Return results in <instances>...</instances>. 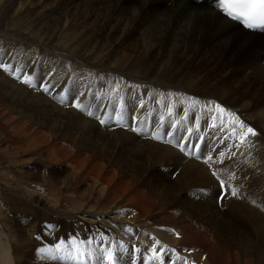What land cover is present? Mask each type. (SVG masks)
Returning <instances> with one entry per match:
<instances>
[{"label": "bare ground", "instance_id": "6f19581e", "mask_svg": "<svg viewBox=\"0 0 264 264\" xmlns=\"http://www.w3.org/2000/svg\"><path fill=\"white\" fill-rule=\"evenodd\" d=\"M3 3L31 7L30 18L27 17L30 24L53 21V15L59 19V12L65 10L68 16L78 18V27L86 29L92 25L100 28L102 37L114 38L126 52L121 54L123 59L120 55L92 56L93 59L83 55L81 60L87 65L93 62L91 68L104 71L98 73H106L107 80L119 79V87L128 93L124 92L126 102L130 101L126 108L132 109L124 110L120 116L119 110L95 112L93 108L91 116H84L71 107L53 105L40 93L34 95L0 73V98L26 115L22 119H32L43 129L38 126L39 131L33 130L25 121L7 118L23 133L39 138L38 142L53 140L48 149L69 157L64 171L69 170L77 179L65 191L49 177L43 178L41 168L48 170L45 165L32 163L27 170L29 176L17 177L8 184L5 181V185L10 193L38 208L34 212L40 213L35 214V219L43 212L58 217L57 226L51 227L67 230L65 237L73 238L72 249L76 236L84 233L93 244L80 250L75 246L73 257H67L69 253L61 255L64 249L60 248H53L54 258L48 254L37 256L27 249L36 243L21 230L34 224L33 216L25 218V223L20 217L21 229L17 225L9 229L0 220V264H264V137L240 154V162L223 165L220 144L213 131L205 124L188 121L190 116L202 119L204 112L220 104L246 126L255 131L261 127L264 136V29L248 30L231 20L217 7L218 0ZM60 45L72 50L65 42L60 41ZM110 57L117 63L114 69L110 67ZM185 62L190 64L185 67ZM145 66L144 71H136ZM207 77L211 80L203 79ZM148 95L155 97L166 115L157 122L156 110L143 114L140 110L148 108L131 101L136 97L139 103ZM62 99L68 100L67 95L63 94ZM88 110L83 107L82 112ZM134 111L142 114H132ZM118 115L124 119H112L119 118ZM179 125L185 127L183 131ZM223 127L220 122V130ZM134 128L139 131H133ZM46 131L51 134L48 136ZM239 132L238 127L237 136ZM198 136L204 139L199 142ZM214 165L220 166V170ZM60 169H53L51 175L56 178L62 172ZM144 173L155 175L156 183L151 188H140L149 177L139 182L145 178ZM221 181L225 186H221ZM251 181L252 199L257 203L237 201ZM80 183L81 190H76ZM3 189L0 186V194ZM259 205L262 209L255 207ZM123 227L129 230L124 231ZM171 228L178 232L175 239ZM64 233L48 230L44 235L58 245V235ZM155 241H171L172 246L167 247L169 254L161 253L162 245ZM153 248L158 253L155 257ZM106 250H112L113 261L107 260ZM28 257L33 263L27 261Z\"/></svg>", "mask_w": 264, "mask_h": 264}, {"label": "rangeland", "instance_id": "374dc122", "mask_svg": "<svg viewBox=\"0 0 264 264\" xmlns=\"http://www.w3.org/2000/svg\"><path fill=\"white\" fill-rule=\"evenodd\" d=\"M30 10H31V7H27V6L26 7L25 6L13 7L12 4L6 5L5 3H3V0H0V64H6L9 66L8 71L0 69V73H2L5 77H9L15 80L18 85H20L21 87H24L32 94L38 95L40 93L39 96L40 95L43 96V99L47 98L49 102H51L53 105L66 107V108L71 107L77 111H80L84 116L88 112L83 113L81 109H77L73 107L72 105L75 103H79L82 106V109L83 107L84 108L88 107L89 109L88 111H90L91 113L93 112V108L95 112L108 111V109L111 108L112 111L119 110L117 114H120V116H123L124 110L130 109V108H126L127 106L126 103H130V101L126 102L127 98L124 95L128 93L125 91L126 89L119 87L120 80L119 79H115V81L113 79L107 80L106 79L107 74L106 73L101 74L104 71L102 72L100 71V69L96 70L94 68H91L92 66H94L93 62H89V63L87 62L88 63L87 65L85 60H81L84 56L86 58L87 57L92 58V56H97V57L100 56L99 58L103 56V58H106L108 57L107 55H111V56L120 55V59H123L124 57L121 54L126 53L124 50L122 51L123 48L119 46L118 43H116L114 38L112 39L111 37H109V35L102 37L100 28L94 27L92 25L86 29L84 27L82 28L78 27V24L76 22L78 21V18L68 16L65 10H62L59 12V14H61V16H59V19H57L56 15L51 16L53 19V21L52 20L51 21L53 23L51 21L44 20V22L42 21L40 23L36 21L35 22L36 24L35 23L30 24L28 22L27 17L30 18ZM53 24L56 25L57 27L54 26ZM21 30L24 32H22ZM59 40L62 42H65L66 44L71 45L72 50L64 49L60 45ZM116 48L117 49L119 48V49L117 50ZM129 57H131V55H129L128 58ZM109 59L111 60V62H113L110 67L114 69V66L117 63L115 62L114 59H111V57ZM103 60L105 61V59ZM205 60L201 61L202 64ZM189 64L190 63L188 62L184 63L185 67ZM145 69H147L146 66L142 67L141 69H137L136 71L141 72V71H144ZM98 72H101V73H98ZM213 72H217V71H213ZM13 73H16V74L14 75ZM99 74L102 77L104 75L105 76L101 78ZM24 76L30 77L31 79L30 85L22 82ZM203 79L206 81L207 80L210 81L211 77H207ZM106 81L108 82L110 81V83ZM132 82L137 83L138 81L137 82L132 81ZM115 83L116 84L119 83V84L114 86ZM138 83L141 84L142 82H138ZM45 86L48 87L49 91L45 92L43 90ZM150 93H151V90H150ZM63 94L67 95L68 100H63L64 102L61 103V97L63 96ZM138 95L139 94H137V96ZM149 95L146 96L144 99H142V101H140L139 103H138V98L136 97L131 99V101L134 102L136 100L137 104L140 107L144 105L146 108H148L146 109V111H142V109L140 110L142 113L144 112L143 114L149 113L152 109L156 110V112H158L156 114L157 118L155 117L157 119L156 120L157 122L164 115L163 108L160 107V104H158L155 97L153 99V98H150ZM1 100L2 99L0 98V111H1L0 112V186L3 187L4 189L2 193L0 194V220H2L1 222L3 223V225H6V227L8 226V228L11 226L15 227L16 225L19 227L20 217L23 218L22 223H25V220H26L25 218L27 217L32 218L31 216H33V219H35V214H37L39 211L35 213L34 211L38 210V208H35L34 206H32L33 204L30 203V201L24 200L23 198L16 196L15 193H12V192L10 193V191L8 190L9 187H7L8 185H5L6 182L8 184L12 181H15L17 177L23 176L25 178L26 176H29V174H27V170L28 168L32 167L31 165H34V164L45 165L46 166L45 168L48 170H44L43 168H41V174H43V178L49 177L54 183L58 184L65 191L68 189L67 186L74 185L75 184L74 182L77 179L76 177H73L70 174L69 170L64 171V167L67 166V164L69 163V157H63L56 151L53 152L48 149L50 148V145L53 143V140L51 142L42 143V142H38L39 138L35 136L34 138L36 139L31 140L32 133L30 135L23 133L22 129L16 128L15 124L12 121L14 122L25 121L26 124L30 126L31 129L33 130L35 129L38 131L40 128L42 130L43 126L40 127L39 125H35L34 123H32L34 121V120L32 121V119L29 121L28 120L26 121V119L25 120L22 119V117L26 115L23 116L22 113L18 112L17 108H12L9 103L3 100L1 101ZM39 100L41 101V99ZM209 100L216 101L214 99H209ZM169 108H170L169 105H167L166 107L167 113L169 111ZM213 110L214 109L209 110L208 112H204L201 117L202 119H198L196 117L192 118V116L190 115H192L193 113L191 114L187 113L189 114L188 116H190L188 118V121L197 122L201 126L205 124L208 130L211 129L213 131L214 136L217 137V141L220 144L218 148L222 154L221 163H223V165L225 164L231 165L235 161L240 162L242 160V156L240 154H242L250 146L254 145L257 141H259L261 137H264L263 132H261L262 131L261 127L257 126L259 131H256V135L255 136L249 135L246 138L245 142L242 145H239V141L235 140L233 135L231 134L232 128L235 127L236 129L239 126L230 125L229 117L227 116V114H225L223 116V126H224L223 129L220 130L219 128L220 122H221V119L219 117L215 121L216 126L213 127L212 126L213 121L211 120V115L214 114ZM136 112H139V111H134L132 112V114ZM142 113L139 112V114H142ZM226 113L234 114V112H231V111H226ZM120 116L118 115L119 118L113 117L112 119L115 121L116 119L123 120L124 117H120ZM172 116L173 115H171L170 117ZM184 116L186 117V114H184ZM7 117H12L14 120L10 121ZM89 119L93 120L92 117ZM38 126H39V129H38ZM146 127L147 128L150 127V121H148ZM183 127L184 126L179 125L178 128H180V131H183L185 128ZM46 132L45 134H47L48 136L51 134L48 131ZM189 132H187L188 135H189ZM41 133H44V132H41ZM198 137H200L199 142H201L202 139H204L203 136H198ZM181 138L183 139V137ZM183 147L184 145L183 143H181L180 149L183 150ZM189 147H191V145ZM196 154L198 155L197 149H195V152H194L195 157L197 156ZM57 166H60V167H57ZM56 168H61L60 172L61 171L62 172L60 173V175H57L55 178L53 175H51V171ZM214 168L217 170H220V166L218 165H214ZM14 172L16 174H13ZM4 173L6 174L10 173L11 175L7 176L5 174L3 177ZM163 173H165L168 176V172L166 170H164ZM208 173H209V170H208ZM148 174L149 173L147 174L144 173L142 175V177L144 176L145 178H141L139 182H143V180H145L148 176L149 177L146 179L144 186L143 187L141 186L140 188H144L145 186H148L151 188V184L156 183L155 175L152 173L150 175ZM156 175H158V173H156ZM209 176H210V173H209ZM156 178L158 179L157 176ZM245 178L249 179L248 176H245ZM171 179H173V175ZM80 186H83V184L80 183L78 187L76 185L75 189L81 190ZM248 186L249 187L244 188V191L241 193L240 200L239 199H236V200L237 201L242 200L249 205H250V202L257 203L252 199V195H253L252 190H254L253 181H251L248 184ZM197 191L198 190L195 189L196 195H197ZM10 195L12 196V198ZM259 202L261 203L262 201H259ZM255 207L258 209H262L260 205L255 206ZM43 213L42 215L38 216L37 219H35L34 224H31V225L29 224L26 230L21 229V227H19L22 231H25L26 235L30 236L32 241L36 243L32 246L27 247V249L32 250L37 256H42L43 254L46 256L48 254L49 256L54 258V254L52 253L54 251L52 250L53 248L54 250H56V245L53 244V242L55 243V241H51L49 237L44 235V233L48 232V230H50L52 233L54 232V234L65 232L64 234H60L61 236L58 235V238H61L58 244H61L62 242V247H60V249H64V250H63V253L61 252V255L69 253L68 254L69 256L67 257H70V255L71 257H73L74 251L76 249L80 250L84 248L83 246H86L87 244L88 245L92 244L89 237L84 233V234L79 235L80 237L76 236L77 242L75 241L76 243L73 245V249H72V247L70 246V243L72 242L73 238L65 237L67 230L63 228L61 229L60 227L58 229L52 228L54 226H57V223L59 222V218L51 214L46 215ZM177 215L179 216L180 214H177ZM123 229L124 231L129 230V228H125V227H123ZM169 231H170V234L172 235V239H175L178 232L172 228ZM77 239H79L80 241L82 240V241L80 242ZM46 240L49 243H47ZM155 242L157 243V241ZM162 242L163 243L159 242V244L162 245V249H163L161 253L169 254L167 247L172 246V242L171 241H162ZM46 243H47V247L45 245ZM78 243L81 246H78ZM98 244H96L95 246L96 248H93L94 250H97ZM88 245L86 246V248L90 247ZM75 246H76V249H75ZM99 246L100 248H104V246L102 247L101 245ZM42 247L50 249V251H47L44 253L39 252L38 249ZM80 247H83V248H80ZM66 249H69V250H66ZM78 256L80 257L81 255H78ZM30 260L31 259L28 257L27 261H30ZM30 262L33 263V260Z\"/></svg>", "mask_w": 264, "mask_h": 264}, {"label": "snow or ice", "instance_id": "6c2138e0", "mask_svg": "<svg viewBox=\"0 0 264 264\" xmlns=\"http://www.w3.org/2000/svg\"><path fill=\"white\" fill-rule=\"evenodd\" d=\"M217 7L223 11L226 16L232 17L237 20H242L244 24L248 28H256V27H264V0H218ZM0 69H3L5 71L9 70V66L6 64H0ZM14 75L16 73H13ZM23 83L25 84H31V79L28 76H24L23 78ZM43 90L45 92L49 91L48 87H44ZM63 99L61 100V103H63ZM73 107L77 109H82V106L79 103H75L72 105ZM214 111L215 114L211 115V120L213 121L212 126L215 127V121L219 117L221 119V125H223V116L227 114L229 117V124L230 125H238L240 132L239 135L237 136L236 129L235 127L232 128V135L236 136L239 145H242L246 138L249 135L255 136L256 131L252 127L246 126L242 121L239 120V117L235 116L233 113H226V110L221 107L220 104H215L214 106ZM89 116L92 115V113L89 111L87 113ZM101 123H104L103 120L100 121ZM133 131H139L138 129H133ZM238 145V146H239ZM211 159V158H209ZM216 173L213 172V176H215ZM221 186H225L224 182L221 181ZM235 190L233 189V195H235ZM159 243V241H157ZM62 247V242L61 244L56 245V248L59 249ZM39 252H47L50 251V249L47 248H40L38 249ZM160 251H163L161 249ZM158 253L156 252L155 248H153V256H157ZM106 258L108 261H113V252L112 250H106Z\"/></svg>", "mask_w": 264, "mask_h": 264}]
</instances>
